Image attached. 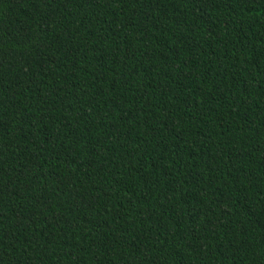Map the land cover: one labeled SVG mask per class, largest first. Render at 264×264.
<instances>
[{
  "label": "trees",
  "instance_id": "1",
  "mask_svg": "<svg viewBox=\"0 0 264 264\" xmlns=\"http://www.w3.org/2000/svg\"><path fill=\"white\" fill-rule=\"evenodd\" d=\"M0 264H264V0H0Z\"/></svg>",
  "mask_w": 264,
  "mask_h": 264
}]
</instances>
